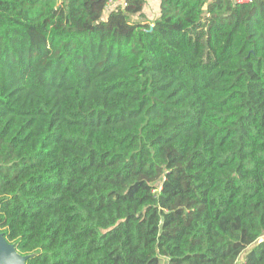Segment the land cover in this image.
<instances>
[{"label": "trees", "instance_id": "16d2710c", "mask_svg": "<svg viewBox=\"0 0 264 264\" xmlns=\"http://www.w3.org/2000/svg\"><path fill=\"white\" fill-rule=\"evenodd\" d=\"M160 1L150 25L146 0H0V233L26 264H264V0Z\"/></svg>", "mask_w": 264, "mask_h": 264}, {"label": "water", "instance_id": "95a60500", "mask_svg": "<svg viewBox=\"0 0 264 264\" xmlns=\"http://www.w3.org/2000/svg\"><path fill=\"white\" fill-rule=\"evenodd\" d=\"M27 258L20 255L16 247L0 233V264H26Z\"/></svg>", "mask_w": 264, "mask_h": 264}, {"label": "crops", "instance_id": "0c3cea01", "mask_svg": "<svg viewBox=\"0 0 264 264\" xmlns=\"http://www.w3.org/2000/svg\"><path fill=\"white\" fill-rule=\"evenodd\" d=\"M161 1L160 0H146L141 14L132 17V20L142 24L153 23L160 17Z\"/></svg>", "mask_w": 264, "mask_h": 264}, {"label": "built area", "instance_id": "2783aa9c", "mask_svg": "<svg viewBox=\"0 0 264 264\" xmlns=\"http://www.w3.org/2000/svg\"><path fill=\"white\" fill-rule=\"evenodd\" d=\"M123 2L124 0H107L106 3H107L108 11L112 10L113 8H115L116 6H118ZM233 2L238 5H245L252 3L253 0H233Z\"/></svg>", "mask_w": 264, "mask_h": 264}, {"label": "rangeland", "instance_id": "374dc122", "mask_svg": "<svg viewBox=\"0 0 264 264\" xmlns=\"http://www.w3.org/2000/svg\"><path fill=\"white\" fill-rule=\"evenodd\" d=\"M190 185H191V186H194V187L196 186L195 183H192V182L190 183ZM244 256H245V255H242V257L239 259L238 264H242V263H243Z\"/></svg>", "mask_w": 264, "mask_h": 264}]
</instances>
